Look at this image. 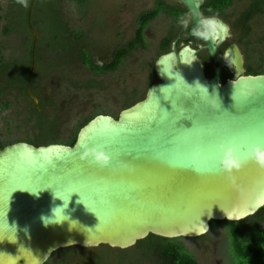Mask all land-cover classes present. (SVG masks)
Listing matches in <instances>:
<instances>
[{"label": "water", "instance_id": "1", "mask_svg": "<svg viewBox=\"0 0 264 264\" xmlns=\"http://www.w3.org/2000/svg\"><path fill=\"white\" fill-rule=\"evenodd\" d=\"M219 19L227 37L203 45L213 76L201 48L186 42L189 29L158 56L159 80L146 96L118 117L94 116L74 145L20 140L0 148V264H45L71 246L127 249L150 234L199 237L212 220L240 221L264 207V169L249 162L231 180L218 170L220 143L242 152L264 144V73H247L238 41L221 50L234 30ZM225 68L234 78L222 82ZM92 147L111 155L108 166L85 158ZM55 208L60 222L45 226Z\"/></svg>", "mask_w": 264, "mask_h": 264}, {"label": "rangeland", "instance_id": "2", "mask_svg": "<svg viewBox=\"0 0 264 264\" xmlns=\"http://www.w3.org/2000/svg\"><path fill=\"white\" fill-rule=\"evenodd\" d=\"M154 0H92L93 10L87 16L78 12L77 5L72 0L65 1V9L71 23L83 26L90 30V38L93 40L90 46L92 54L98 61L106 60L113 46L120 42H126L134 36L137 27L138 15L144 9L150 8ZM9 0H0V14L4 15L8 9ZM249 0H236L228 9L230 23L248 5ZM102 21L101 28H93L94 18ZM171 18L166 14H160L149 26L146 37L149 41L147 48H136L129 58L114 72H106L96 76L79 59L71 57L62 69H56L53 77L48 79L46 93L53 94L59 99V104L54 109V115L59 121L57 135L62 140H68L73 135L76 124L99 110H107L110 113H118L123 108V102L136 90L138 96L150 85L152 76L149 67L157 60L158 46L171 28ZM4 19L0 20V44L6 46L4 53L9 54L10 46L16 42L11 36L4 33ZM252 33L246 36L242 48L248 51L254 64L264 66V14H259L251 20ZM234 30V29H233ZM240 30H234L232 39L241 36ZM101 41L102 44L95 42ZM17 43V42H16ZM204 50V49H202ZM208 53V50L205 49ZM12 53V51H11ZM10 53V55H11ZM213 65V63H212ZM152 67V66H151ZM150 67V68H151ZM72 73L82 79L94 77L102 81L101 88L76 89L67 81L58 77L59 73ZM93 73V74H92ZM3 79L0 73V81ZM0 82V140H16L18 138H36L38 128L35 119H29L26 106L28 101L16 96L15 92H2ZM264 216V210L262 212ZM229 228L225 224L217 225L203 237H180L189 251L193 252L201 264H234L229 255L227 234ZM85 248V249H84ZM134 251V250H132ZM130 253L127 257L138 264H170L156 256L148 260L139 253ZM121 251L97 247H76L69 256L64 249L56 251L48 264H93L102 259L106 264L113 263Z\"/></svg>", "mask_w": 264, "mask_h": 264}, {"label": "trees", "instance_id": "3", "mask_svg": "<svg viewBox=\"0 0 264 264\" xmlns=\"http://www.w3.org/2000/svg\"><path fill=\"white\" fill-rule=\"evenodd\" d=\"M66 0H35L34 9L32 11V21L33 26L40 34V42L49 38L51 41V47L54 49L62 48L64 52L67 54H74L76 58L80 59L86 66L96 74L106 73L109 70L117 69L119 64L121 63L124 53L126 51L132 50L137 45H142L147 48L149 45V41L145 36L146 27L160 14L164 13L168 17L171 18V28L166 36L161 40L157 56L168 52L172 48V43L176 39V37L181 34L182 36H186L189 29L185 30L178 26L177 18L180 14L186 13L189 10L180 2L174 0H155V3L152 7L145 9L139 13L138 16V28L135 33V37L133 40L127 45L123 46L120 51L117 53L115 59L110 63H96L93 58V54L88 50L89 48H85L81 46L78 41L82 36H85L86 33L84 31H75L69 26L68 22L62 21V13L61 10L63 8V3ZM75 1L78 5L79 11L93 10L92 0H72ZM236 0H205V3L202 7V11L205 15H212L216 12H219L220 16L224 17L227 21L230 22V14L228 13V9L235 3ZM32 0H29V7L27 9L23 8L19 4L16 3V0H11V4L16 7V12L18 13L19 19L13 21V25H8L4 28V32L7 35L16 33L17 28H20L26 35L29 36L28 47L31 49L33 47L35 34L32 31L31 26L29 25V12ZM211 8L212 12L209 13L208 9ZM83 12V13H84ZM259 14H264V0H249L248 5L244 10L237 16V19L232 23V27L234 30H240L241 36L237 41L242 46L244 43V39L246 36H250L252 33V25L251 20ZM13 15V13L8 14L7 16ZM3 18V15L0 14V20ZM97 17H95V24H99L101 26L102 21H98ZM97 22V23H96ZM64 35V36H63ZM89 36V33H87ZM86 35V36H87ZM90 37L87 39L89 40ZM262 39H264V34ZM186 42L191 43L193 46L200 49V56L204 60L207 68V73L210 76L214 75V67L212 65L213 61L203 48L205 44L202 40H197L195 37H191ZM229 42H226L221 50H224ZM182 46V43H179V47ZM204 49V50H202ZM3 48L0 46V53H2ZM26 58L24 61L18 62L10 61L5 62L3 66V70L7 71L9 67L13 65L18 66V74L11 77L10 80L7 79L4 84L2 92H5L6 89L15 90L16 88L19 90L17 96L26 95L30 100V105L27 107L28 118L35 119V125L38 128V133L36 138L26 137V138H18L16 140H0V148L5 147L7 144L20 141L27 140L36 145L41 144H50L54 142H62L69 145H74L78 132L83 125H85L88 121H90L94 116L99 113H110L107 110H99L96 113L92 114L89 117L80 120L74 130L73 135L68 140H62L58 137L57 126L59 125V121L56 117H50L49 113L41 112L38 110L37 105L33 98L29 96L27 87L29 81V75L31 72L38 73L44 67V63L37 57V65L35 71H32V58ZM246 54V67L248 74H259L264 73V66L254 64L251 60V56L248 51L245 50ZM5 56L0 58V61H3ZM153 79L151 82H157L159 79L154 73ZM229 78H234V75L229 71L228 68H225L222 74V82H225ZM67 81L70 86H74L76 89H91V88H101L102 81L97 80L94 77L86 78V79H72L68 78ZM150 82V83H151ZM18 84L15 88L14 85ZM8 91V90H7ZM34 94L38 95L39 90L33 89ZM144 96V93L138 96L136 94V90L132 91L131 95L123 102V108L129 107L133 105L137 100H140ZM43 107V103L41 102ZM119 113H114L115 117L119 116ZM264 207L261 208L258 212L253 215L248 216L245 219L240 221H230V220H212V227L225 224L229 228V232L227 234L228 244H229V255L234 264H264V216L262 212ZM204 236V235H203ZM201 236V237H203ZM105 249L110 250H119L120 254L116 256L113 263L108 264H138L135 260L130 261L127 257L132 253H139L143 258H147L148 260L155 258L156 256L165 260L166 263L170 264H201L195 254L188 250L185 243L179 238H166L162 236H158L155 234H150L146 238L139 240L136 245L127 248H113L109 245H102ZM81 246H71L64 249L66 255L69 256L70 252L76 248ZM82 248V247H81ZM85 249V248H84ZM55 253V252H54ZM50 260V259H49ZM49 260L45 263L48 264ZM93 264H106L102 259L97 260Z\"/></svg>", "mask_w": 264, "mask_h": 264}, {"label": "flooded vegetation", "instance_id": "4", "mask_svg": "<svg viewBox=\"0 0 264 264\" xmlns=\"http://www.w3.org/2000/svg\"><path fill=\"white\" fill-rule=\"evenodd\" d=\"M34 3H35V0L33 2L32 9H31V6H30V12H29V25L31 26L33 32H34L33 28L36 29L33 26V21H32V18H31L32 11L34 9ZM154 3H155V0L153 1V5H154ZM75 4L78 5L76 2H75ZM31 5H32V2H31ZM64 7H65V2L63 3V8L61 10L62 21L68 22L69 26L72 29H74L75 31H78V30L84 31L86 33V35H87V33L91 32L90 30L86 31V29L83 26L71 23L69 18H68V16H67L66 9ZM90 11L91 10L86 11V13L83 11L84 12L83 13L82 11H79V9H78V12H80L84 17L87 16ZM15 12H16V7L13 6L11 4V0H9L8 9H7L6 13L3 15V18H2L5 21L4 28L6 26H8V25H10V26L13 25L14 24L13 21L19 19V16H17L18 13H15ZM11 13H13V15L7 16L8 14H11ZM152 22L146 27L145 36H146V32H147L149 26L152 24ZM92 27L93 28H96V27H100L101 28V26H99V24H97V25L95 24V18H94V24H92ZM137 28H138V22H137V27H136L135 32H134V36L130 40L126 41V42H120L119 44H115L113 46V49L111 50V53H110L109 57L106 60L98 61V59L96 60L95 56L93 55V58L95 59V62L98 63V64L106 63V62L107 63L112 62L115 59L117 53L120 51V49L133 40V38L135 37V33H136ZM34 34H35V32H34ZM38 34H39V32H38ZM86 35L82 36V38H80L78 43L81 46L85 47V48H89L88 50L92 53L90 46H92L93 40L91 38L89 40H87L90 36H88V35L86 36ZM8 36H11L12 39H14L17 43L15 42L14 45L10 46L11 51H12V53L10 51L11 55H10V53L9 54L4 53V49H6V46H4L3 44H0V46L3 48L2 53H0V58L2 56H5L4 60L0 61V73H1V76L3 77V79H1V81H0V82H2V87H4V84L6 83L7 79L10 80L11 77H13L14 75L16 76V74H18L19 69H18L17 65H13V66L9 67V69L7 71H5V70H3V68L1 66H3L4 63L7 62V61L8 62H10V61L12 62V61H16V60H18V62L24 61L26 58L29 57V54H30L29 53L30 52V48L28 47L29 36L26 35L23 31H21L20 28H17L16 33L10 34ZM184 37H186V36H184ZM39 40H40V34L38 35V37H36V35H35L34 42H33V47L31 49V54H30V57L32 58V71L33 70L35 71V69H36L37 57L44 63V67L38 73H35V72H31L30 73L27 90H28L29 96L34 99L35 104L38 107V110H40L41 112L49 113L50 117H53V116L56 117L54 115V111L53 110L58 107V104H59L60 101H59V99H57V97L55 95H53L51 93L50 94L46 93L47 81H48V79L53 77L54 71L56 69H62L64 67V63H66L68 60H70L71 57H75V55L73 53L72 54H67L66 52L63 51L62 48L54 49L53 47H51V41H49V38H47L46 40L41 41V42ZM95 43H97V45L98 44H102L101 41H98V42H95ZM140 47L145 48L142 45H137L132 50L126 51L124 53L123 59H122L121 63L119 64L118 68H120V66H122V64L129 58V56L131 55V53L133 52L134 49L140 48ZM244 53H245V51H244ZM245 56H246V54H245ZM79 61L82 64H84V62H82L80 59H79ZM246 62H247V59H246ZM84 65H86V64H84ZM151 66H150L151 68L149 67V73L152 76V75H154V73H156V71H155V62ZM117 69L109 70L108 72H114V71H117ZM61 72L62 73H59L58 77L60 79H62V81H64V79L67 80L68 78H72V79H75V80L76 79H81L80 77H76V75H73L72 73H64V70H61ZM102 74L94 73L93 75L99 76V75H102ZM152 79H153V76H152ZM152 83H154V82H151L150 85ZM17 86H18V84L16 83L14 85V87L16 88ZM149 86L146 88V90L144 92H142V93H144V96L141 99H143L146 96ZM33 89L39 90V94L38 95L34 94L33 91H32ZM7 90L10 91V89H6V91ZM11 91L15 92L16 96L18 95L17 93L19 92V90L17 88L15 90L13 89ZM33 96H36L37 100H35V98ZM17 97H20L21 99H23L25 101H28V105L26 106V108L30 105V100L27 98L26 95L23 94V95L17 96ZM41 102L43 103V107L41 105ZM111 114L114 115V113H111Z\"/></svg>", "mask_w": 264, "mask_h": 264}, {"label": "clouds", "instance_id": "5", "mask_svg": "<svg viewBox=\"0 0 264 264\" xmlns=\"http://www.w3.org/2000/svg\"><path fill=\"white\" fill-rule=\"evenodd\" d=\"M16 3L27 9L29 7V0H16ZM200 0H193L191 10L182 13L177 18V24L182 29H190V35L197 40H202L208 44L211 42L213 46L217 47L229 33V27L221 19H219V12L212 15H204L199 11ZM211 13L212 9L209 8ZM219 150L223 153L219 161V171L226 174L231 180L235 174L247 166L249 162H255L260 168L264 169V144L257 143L246 151L241 149L236 144H219ZM85 158H90L94 163L100 167H106L111 161V155L104 149L99 147H92L84 152ZM199 171V170H197ZM264 200V195L260 197ZM56 209H53L55 220L52 221L48 217H42L45 226L50 222H60L56 219Z\"/></svg>", "mask_w": 264, "mask_h": 264}]
</instances>
